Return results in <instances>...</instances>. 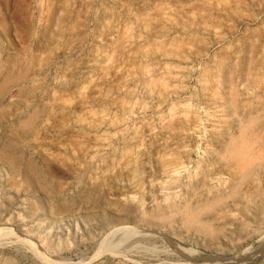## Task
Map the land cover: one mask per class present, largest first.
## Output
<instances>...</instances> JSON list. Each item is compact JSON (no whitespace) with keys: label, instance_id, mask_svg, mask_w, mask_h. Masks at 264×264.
<instances>
[{"label":"rangeland","instance_id":"obj_1","mask_svg":"<svg viewBox=\"0 0 264 264\" xmlns=\"http://www.w3.org/2000/svg\"><path fill=\"white\" fill-rule=\"evenodd\" d=\"M0 264H264V0H0Z\"/></svg>","mask_w":264,"mask_h":264},{"label":"bare ground","instance_id":"obj_2","mask_svg":"<svg viewBox=\"0 0 264 264\" xmlns=\"http://www.w3.org/2000/svg\"><path fill=\"white\" fill-rule=\"evenodd\" d=\"M7 233H9L8 228H6V227H0V240H2V239H3V236H4L5 234H7ZM1 238H2V239H1Z\"/></svg>","mask_w":264,"mask_h":264}]
</instances>
